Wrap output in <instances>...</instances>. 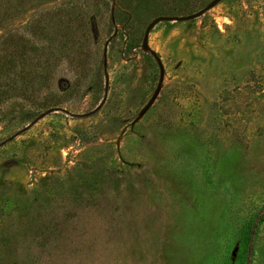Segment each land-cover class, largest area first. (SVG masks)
<instances>
[{
	"label": "rangeland",
	"instance_id": "374dc122",
	"mask_svg": "<svg viewBox=\"0 0 264 264\" xmlns=\"http://www.w3.org/2000/svg\"><path fill=\"white\" fill-rule=\"evenodd\" d=\"M209 1L0 0V264H264V0L157 23L131 125L145 26Z\"/></svg>",
	"mask_w": 264,
	"mask_h": 264
},
{
	"label": "water",
	"instance_id": "95a60500",
	"mask_svg": "<svg viewBox=\"0 0 264 264\" xmlns=\"http://www.w3.org/2000/svg\"><path fill=\"white\" fill-rule=\"evenodd\" d=\"M221 0H210L209 2H207L202 8L191 12L189 14H185V15H177V16H165V15H160V16H156L154 17L152 20H150L147 25L144 28L143 31V35H142V40H141V48H143L144 50L148 51L150 53V55L154 58V60L157 63V67L159 70V78H158V82L157 85L152 93V95L150 96V98L147 100V102L144 104V106L140 109V111L138 112V115L132 120L131 125H133L138 119L139 117H141L152 105V103L154 102V100L156 99V97L158 96L160 89H161V85H162V81L164 78V66L163 63L161 61V58L158 56V54L156 53L155 50H153L149 43H148V37H149V33L150 30L159 22L161 21H188V20H192L195 18H198L200 16H202L204 13H206L209 9H211L213 6H215L218 2H220ZM115 34V32H114ZM107 43L108 40L105 42L104 48H103V67H104V71H105V66H106V47H107ZM108 88V80L106 78L105 81V91H107ZM105 100V96L103 97L102 101L100 102V104H98L96 106V108H94L92 111H90L88 114L94 113L96 112L101 105L103 104ZM56 108H52V109H48L44 112H42L37 118H35L30 124H28L27 126H25L24 128H22L21 130H19L18 132L14 133L13 135H11L10 137L7 138V140H10L11 138H13L14 136L18 135L20 132L24 131L25 129H27L30 125H32L33 123L36 122V120H38L39 118L43 117L45 114H47L50 111L55 110ZM5 141H2V143H4Z\"/></svg>",
	"mask_w": 264,
	"mask_h": 264
},
{
	"label": "trees",
	"instance_id": "16d2710c",
	"mask_svg": "<svg viewBox=\"0 0 264 264\" xmlns=\"http://www.w3.org/2000/svg\"><path fill=\"white\" fill-rule=\"evenodd\" d=\"M103 1H105V0H103ZM111 1L115 2L118 0H111ZM145 1L146 0H137L138 3H142ZM165 1H168V0H165ZM110 23H112V24L114 23L113 14H110ZM65 32H67V29L65 30ZM68 35H69L70 39L73 36L71 31H70V33L68 32ZM72 39L75 40V38H72ZM4 68H5V60H2V61H0V81L6 80L5 77L3 78L4 74L2 75V71L4 70ZM33 81H32V84H33ZM3 86H5V85H3ZM0 88H1V86H0ZM252 240L253 239L251 237V234H240V236L238 237V242L235 246L234 255L230 256L225 264H248V256L250 253Z\"/></svg>",
	"mask_w": 264,
	"mask_h": 264
}]
</instances>
